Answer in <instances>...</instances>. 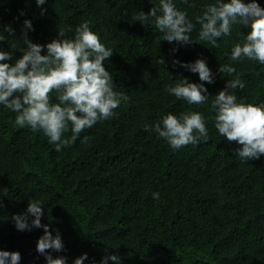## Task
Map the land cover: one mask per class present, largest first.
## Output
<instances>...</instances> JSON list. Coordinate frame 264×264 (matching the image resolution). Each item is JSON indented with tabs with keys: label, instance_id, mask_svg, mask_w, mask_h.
<instances>
[{
	"label": "trees",
	"instance_id": "obj_1",
	"mask_svg": "<svg viewBox=\"0 0 264 264\" xmlns=\"http://www.w3.org/2000/svg\"><path fill=\"white\" fill-rule=\"evenodd\" d=\"M215 2L173 0L195 25L193 43L179 45L161 41L154 24L133 22L159 0H46L42 7L36 0H0V50L17 49L12 61L0 63L21 57L25 20L34 29L29 39L41 45L59 29L74 38L87 21L113 51L104 65L114 91L127 96L112 117L60 151L42 130L17 126V114L0 105V250L18 251L19 264H46L36 252L43 229L17 231L11 219L39 201L41 223L53 235L58 229L65 246L52 255L66 256L67 264L84 253V264H101L108 254L118 255L119 264H264V155L247 162L235 156L241 146L218 133L210 110L226 81L237 78L245 85L234 90L238 102L264 104V64L230 60L233 45L249 31L239 25L218 39L219 48L198 39L197 17ZM256 3L264 8V0ZM198 58L206 60L214 83L172 63ZM220 64L236 72L219 74ZM185 78L204 83L205 103L189 105L165 91ZM50 97L58 103L55 91ZM190 111L204 116L209 139L173 150L152 129L169 113Z\"/></svg>",
	"mask_w": 264,
	"mask_h": 264
},
{
	"label": "clouds",
	"instance_id": "obj_2",
	"mask_svg": "<svg viewBox=\"0 0 264 264\" xmlns=\"http://www.w3.org/2000/svg\"><path fill=\"white\" fill-rule=\"evenodd\" d=\"M46 0H36L37 7H42ZM188 3L189 0H183ZM23 15V11H21ZM133 22L154 24L163 34L161 41L179 45L192 44L191 33L195 25L188 19L187 12L178 10L173 0H159L148 13L138 12ZM200 25L198 39L219 48L218 39L231 36L233 26L239 25L249 29L241 42L235 43L231 49L230 60L243 59L258 61L264 64V8L256 0L244 3L242 0H216L207 6L201 16L197 17ZM14 34L10 27L7 29ZM34 30L30 20L24 21L22 55L14 63H0V105L15 112V124L28 126L32 130H42L49 138V143L60 151L75 142L85 129L93 127L97 122L107 120L114 115L121 101L127 96L114 91L113 77L104 65L105 60L113 55V51L100 42L97 34L91 31L89 22H82L75 28L74 38H66L63 29L50 42L41 45L33 43L28 31ZM239 35V33H238ZM12 51L0 50V61H12ZM178 49H173L177 51ZM44 53V54H42ZM161 64H165L163 58ZM194 74L200 81L214 83V74L205 59L194 62L172 61ZM217 72L233 74L236 69L230 64H220ZM239 79L227 80L225 87L214 96L211 111L214 112V126L228 142H236L239 147L235 151L242 161L259 159L264 155V104L253 105L237 100L234 90L244 88ZM55 91L58 103H52L50 93ZM165 91L189 105H200L208 99V89L204 83H193L187 78L167 86ZM160 138L165 139L173 150L189 144H197L209 139L205 118L199 112H185L179 116L167 114L152 129ZM71 132L70 138L64 134ZM88 137H84L86 141ZM154 198L159 194L154 193ZM2 206V201H0ZM29 215L34 217L29 222ZM44 215L39 201L28 202L26 211L14 214L11 219L17 231H31L33 228L43 229V235L36 243V252L44 256L46 264H67L66 256L54 257L52 253L65 251L59 230L55 235L48 224H42ZM88 254L84 253L73 260V264H84ZM21 255L18 251L0 250V264H19ZM119 264L120 257L115 254L105 255L101 264L108 261Z\"/></svg>",
	"mask_w": 264,
	"mask_h": 264
}]
</instances>
